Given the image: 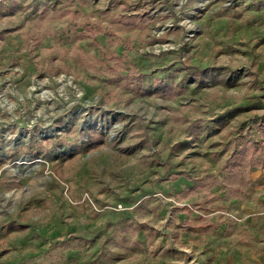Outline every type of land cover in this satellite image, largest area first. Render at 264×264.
<instances>
[{
  "label": "rangeland",
  "instance_id": "374dc122",
  "mask_svg": "<svg viewBox=\"0 0 264 264\" xmlns=\"http://www.w3.org/2000/svg\"><path fill=\"white\" fill-rule=\"evenodd\" d=\"M0 264H264V0H0Z\"/></svg>",
  "mask_w": 264,
  "mask_h": 264
}]
</instances>
